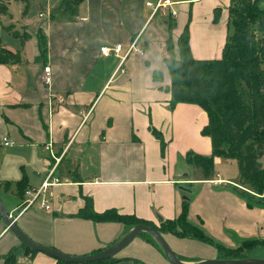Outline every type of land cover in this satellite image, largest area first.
<instances>
[{"label":"crops","instance_id":"crops-1","mask_svg":"<svg viewBox=\"0 0 264 264\" xmlns=\"http://www.w3.org/2000/svg\"><path fill=\"white\" fill-rule=\"evenodd\" d=\"M147 1L70 0L68 6L67 0H5L0 46L19 53L21 60L0 63V195L17 225L38 243L87 255L131 229L116 220L78 216L87 198L99 213L115 208L160 225L180 217L186 197L187 222L216 243L236 248L246 239H264V208L248 207L241 189L248 188L238 176L219 171L208 176L186 159L188 151L212 152V140L201 132L207 112L197 103L171 106V93L162 87L169 81L163 56L168 12L177 13L176 56V40L189 22L192 55L221 58L233 31L231 0H174L165 9L166 19L162 15L157 22L163 9L153 12ZM216 7H221L218 21ZM40 35L48 42L44 58ZM102 46L120 52L105 55ZM46 64L52 69L50 84L42 78ZM154 69L165 75L163 82L155 80ZM152 126L162 132L164 150ZM3 137L14 143L5 144ZM53 167L61 183L52 187L51 208L37 203L20 213L25 195L17 182L26 177L27 187H39ZM164 237L183 261L241 258L192 232ZM23 244L1 218L0 264H65ZM247 251L244 257H253ZM10 253L13 257L6 260ZM115 255L118 264H172L146 235L136 236Z\"/></svg>","mask_w":264,"mask_h":264},{"label":"trees","instance_id":"trees-1","mask_svg":"<svg viewBox=\"0 0 264 264\" xmlns=\"http://www.w3.org/2000/svg\"><path fill=\"white\" fill-rule=\"evenodd\" d=\"M70 4V0H67V5ZM6 10L5 0H0V14ZM220 11L221 7L214 9L215 21H218ZM228 12L233 31L226 37L221 58L215 59H199L192 55L189 22L183 26L176 40V56L173 32L177 19L171 11L168 12L166 20L169 35L164 41L163 56L169 81L162 87L171 93V106L180 102L197 103L207 112L208 122L201 132L212 140V152L204 155L188 151L185 154L187 161L197 165L209 176L214 170L215 156L237 159L240 169L239 182L248 188H241L248 207L264 208V4L262 0H231ZM39 47L42 57H46L48 42L44 35L39 36ZM20 60L19 53L0 46V63H15ZM153 71L155 80L163 82L165 75L159 70ZM150 128L164 150L166 141L162 132L154 126ZM17 184L19 193L23 194L28 186L27 178L23 177ZM7 185L8 183L3 187L8 189ZM189 206L185 197L180 217L162 220L160 225H157L135 214H121L115 208L99 213L94 210L91 198H87V203L78 212V216L95 221L116 220L132 226L143 223L157 227L163 235L172 232L183 236L184 232H192L196 238L206 243H215L220 251L237 257L246 256L244 252L255 246H264V239L256 238L246 239L236 248L216 243L202 228L187 222ZM177 226H181L184 232L178 231ZM140 235H146L158 244L148 232L142 231ZM25 248L36 251L26 246ZM100 250L102 249L98 251ZM12 257L13 253H10L6 260ZM56 259L61 263H68ZM119 261L120 259L113 255L94 262L68 264H118Z\"/></svg>","mask_w":264,"mask_h":264},{"label":"water","instance_id":"water-1","mask_svg":"<svg viewBox=\"0 0 264 264\" xmlns=\"http://www.w3.org/2000/svg\"><path fill=\"white\" fill-rule=\"evenodd\" d=\"M0 215L10 228V230L17 235L26 247L36 250V251H44L56 258L64 260L68 263H89L98 260H102L105 258H110L113 255L117 254L123 248L126 247L136 236L140 234L142 231H146L158 242L160 247L162 248L164 254L167 259L172 264H264V258L260 257H241V258H212V259H204L198 260L197 262H187L180 259V257L173 251L172 247L166 241L162 232L153 226H149L147 224H136L131 229H129L126 234L115 241L112 245L98 251L95 253H90L87 255H72L69 253H65L55 247L44 245L33 240L29 235H27L16 223V221L10 217L9 210L7 209L3 198L0 195Z\"/></svg>","mask_w":264,"mask_h":264},{"label":"built area","instance_id":"built-area-1","mask_svg":"<svg viewBox=\"0 0 264 264\" xmlns=\"http://www.w3.org/2000/svg\"><path fill=\"white\" fill-rule=\"evenodd\" d=\"M174 0H148L147 6H151L153 9V12L158 11L163 8H168L169 6H172L174 4ZM174 15L177 13L175 11L172 12ZM135 44L132 45L134 47ZM101 51L103 54L107 55L110 53H119L120 48L119 47H109V46H102ZM123 61V60H122ZM121 69V65L119 66ZM124 71V69H121ZM42 78L46 84H50L52 81V69L51 65L46 64L43 69V75ZM3 142L5 144H13L14 140L3 137ZM47 148L51 150V144L47 145ZM54 167L51 169L47 177L44 179L42 184L39 187H27L24 191L25 198L23 202L19 205V211L20 213L24 212L28 207L39 204L41 207H44L46 209L51 208V195H52V187L61 183V179L58 175H55L53 173ZM10 217H12L14 220L15 218L13 215L9 212Z\"/></svg>","mask_w":264,"mask_h":264},{"label":"rangeland","instance_id":"rangeland-1","mask_svg":"<svg viewBox=\"0 0 264 264\" xmlns=\"http://www.w3.org/2000/svg\"><path fill=\"white\" fill-rule=\"evenodd\" d=\"M165 9H167V8H163V10H161V12H159V14H158L159 16L155 19L156 20L155 22H157L159 19H161L162 15H164L165 19H166L168 13H167V10H165ZM181 12H179L180 14H178L179 18L182 15ZM204 139L206 140L208 138L204 137ZM188 140L190 141L191 146H193V148H194L196 146L195 141H194L195 139H193V137L190 136L188 138ZM197 144H199V146H200V142H198ZM185 165L186 164H184V166ZM186 166H187V169H189L191 171L189 164ZM213 169H214L213 172L219 171L223 174V176L224 175L232 176L235 174V176H238V178H239L240 169L238 168L237 159L230 158L227 156H215ZM212 175H214V174H212ZM247 253L249 256H253L252 258H255V257L264 258V246H255V248L248 249Z\"/></svg>","mask_w":264,"mask_h":264}]
</instances>
